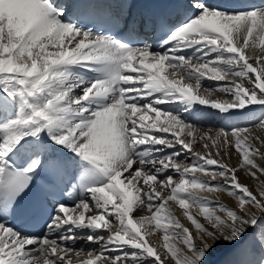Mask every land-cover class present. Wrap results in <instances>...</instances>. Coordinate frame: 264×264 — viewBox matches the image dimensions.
<instances>
[{
    "label": "bare ground",
    "instance_id": "obj_1",
    "mask_svg": "<svg viewBox=\"0 0 264 264\" xmlns=\"http://www.w3.org/2000/svg\"><path fill=\"white\" fill-rule=\"evenodd\" d=\"M199 1L168 46L123 54L73 28L67 0H0V182L19 151L80 183L42 237L0 222L1 261L178 264L225 228L219 202L264 211V0Z\"/></svg>",
    "mask_w": 264,
    "mask_h": 264
},
{
    "label": "rangeland",
    "instance_id": "obj_2",
    "mask_svg": "<svg viewBox=\"0 0 264 264\" xmlns=\"http://www.w3.org/2000/svg\"><path fill=\"white\" fill-rule=\"evenodd\" d=\"M225 190L246 201L253 200L250 193L233 183H227ZM254 204L263 208L257 201ZM216 205L230 216L225 228L213 224V237L202 246L189 240L190 247L174 255L178 264H264V211L244 209L240 212L229 203ZM209 214L204 219L205 224L216 221L217 215L210 211Z\"/></svg>",
    "mask_w": 264,
    "mask_h": 264
},
{
    "label": "water",
    "instance_id": "obj_3",
    "mask_svg": "<svg viewBox=\"0 0 264 264\" xmlns=\"http://www.w3.org/2000/svg\"><path fill=\"white\" fill-rule=\"evenodd\" d=\"M32 119L34 122H39L42 119V117L38 114H34Z\"/></svg>",
    "mask_w": 264,
    "mask_h": 264
}]
</instances>
